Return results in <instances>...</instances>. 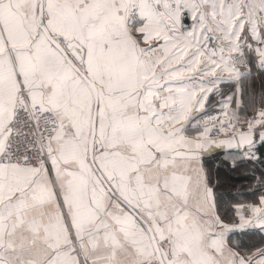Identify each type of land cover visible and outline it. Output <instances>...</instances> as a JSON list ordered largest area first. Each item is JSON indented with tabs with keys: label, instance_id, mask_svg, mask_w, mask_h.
<instances>
[{
	"label": "snow or ice",
	"instance_id": "snow-or-ice-1",
	"mask_svg": "<svg viewBox=\"0 0 264 264\" xmlns=\"http://www.w3.org/2000/svg\"><path fill=\"white\" fill-rule=\"evenodd\" d=\"M0 264H264V0H0Z\"/></svg>",
	"mask_w": 264,
	"mask_h": 264
}]
</instances>
